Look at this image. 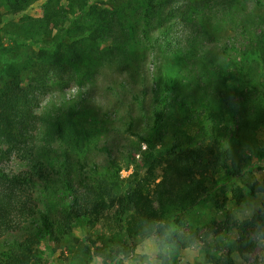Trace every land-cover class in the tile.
Returning <instances> with one entry per match:
<instances>
[{
	"label": "trees",
	"instance_id": "trees-1",
	"mask_svg": "<svg viewBox=\"0 0 264 264\" xmlns=\"http://www.w3.org/2000/svg\"><path fill=\"white\" fill-rule=\"evenodd\" d=\"M244 1L245 5L248 0H125L101 7L91 5L88 0H66L70 8L77 9L71 25L40 40H27L30 54L22 57L18 45L25 42L20 38L11 36L6 43L0 39V238L32 223L41 230L58 225L70 232L73 223L89 214L93 201L110 200L109 210L115 212V190L119 191L118 201L124 207L119 217L143 196L140 180L132 182V175L125 180L120 177L121 168L113 161L116 145L110 138L100 141L97 130L100 120L96 116L83 118L82 108L66 111L62 106L58 112L48 109L42 113L39 111L42 96L73 84H92L99 67L120 64L118 61L124 59L132 44L148 49L162 45V65L149 92L150 110L144 114L151 126L149 135L142 139L148 149L146 156H150L155 148L156 131L171 133L172 127H179L184 119L194 124L191 116L197 114L196 105L193 100L185 102L186 97L178 92L184 82L179 80L178 63L188 68L191 64L190 68L201 72L199 80L193 83L203 92L198 97L206 102L203 107L210 110L209 106L213 109L217 103L224 108L229 101L238 104L237 92L221 79L223 72L212 68L218 61L213 62L214 58L208 54V41L214 39L211 28L226 22V16L232 20L230 15ZM45 15L48 30H56L60 21L57 9L46 7ZM256 17L245 16L242 24L231 26L233 33L223 43L224 52L235 45L244 48L262 43L264 47V27ZM260 18L264 20V14ZM178 28L180 40L174 44L166 34L177 32ZM19 53L21 56L17 57L15 54ZM237 58L242 60L243 53H227L219 63ZM137 85L140 89L130 88L129 92L139 105L147 85L145 82ZM246 106L240 105V114L251 119ZM251 122L247 120L243 126L247 128ZM136 123L133 117L128 125ZM181 132L171 135L180 138ZM172 148L175 150L176 145ZM98 154L106 156L107 163L100 165L90 157ZM188 156L206 171L203 169L188 183L180 184L184 190H173L151 213L152 217L167 218L179 227L201 200L200 191L206 188L209 175L224 171L238 176L242 170L240 164H234L230 150L215 137L207 145L197 143L189 147ZM154 162H158L157 157ZM17 163L25 167H18ZM150 168L147 173H152L153 167ZM55 173L59 174L58 179L54 178ZM56 180L60 182L59 191L66 196L60 204L63 209L53 212L51 206L39 205L36 191L41 187L49 189ZM235 200L240 202L239 197ZM118 224L115 235L101 237L106 245L113 241L123 244L120 237L132 242L134 225ZM30 238L24 237L1 251L0 264H40Z\"/></svg>",
	"mask_w": 264,
	"mask_h": 264
},
{
	"label": "rangeland",
	"instance_id": "rangeland-1",
	"mask_svg": "<svg viewBox=\"0 0 264 264\" xmlns=\"http://www.w3.org/2000/svg\"><path fill=\"white\" fill-rule=\"evenodd\" d=\"M119 1L125 0H88L91 5L101 7ZM244 3L230 15L232 20L226 16V22L211 28L214 39L208 41V54L214 58L213 62L218 61L212 68L223 72L221 79L237 92L238 104L229 101L224 103L223 108L214 102L216 107L213 106V109L209 105L210 110L203 107L206 102L198 98L203 92L193 83L199 80L201 72L190 68L191 64H188V68L178 63L176 69L179 80L184 81L179 85L178 92L186 97L185 102L194 101L197 109L196 116H191L194 124L186 123L184 119L182 125L172 127L171 133L156 131L153 135L156 137L155 148L151 150L153 154L150 156H146L148 149L142 139L149 135L151 126L147 125L144 114L150 110L149 92L154 87V76L162 65V45L148 49L132 44L124 59L118 61L120 64L99 67L92 84H73L49 91L41 97L39 111L42 113L48 109L58 112L62 106L66 111H71L73 107L82 108L83 118L96 116L100 120L97 128L100 141L110 138L116 145L113 161L121 168L120 177L125 180L132 175V182L140 180L143 196L139 203L131 204L130 209L119 217L124 207L118 201L119 191L115 190V212L109 210L110 200L93 201L89 214L73 223L70 232H65L58 225L47 230H41L33 223L22 226L0 238V256L1 251L29 236L40 264H89L91 256L107 253L121 244L113 241L106 245L101 239L103 235H115L120 225L118 223L128 222L137 231L140 221L144 217L151 218L152 210L158 207L160 201L167 199L165 197L175 189L182 192L184 188L180 184L188 183L203 169L206 171V168L190 160L188 149L197 143L207 145L215 137L230 150L234 164H240L242 170L238 176L224 171L209 175L206 188L200 191L201 200L180 228L204 243L197 264H264V257H257L258 241L264 240V47L262 43H257L253 47L235 45L234 49L223 50V43L233 33L231 26L242 24L245 16L257 15L258 23L264 27V20L260 18L264 14V0H248ZM69 6L66 0H58L57 3L56 0H0L1 42H8L11 36L20 38L25 42L18 45L23 51L22 57L30 54L31 45L26 44L29 43L27 40H40L48 33H57L62 27L71 25L70 21L76 17L74 13L77 9ZM46 7L56 8L59 13L60 21L56 24V30H48ZM180 31L179 28L177 32L169 31L166 38L177 44ZM227 53H243V59L219 63ZM15 55L21 56L20 53ZM142 82L147 85L146 94L141 95V104L139 102L137 105L135 100L138 99L132 100L135 97L129 89H140L137 84ZM241 104H247L251 119H245L240 114ZM133 117L137 123L131 127L128 124ZM247 120L253 122L246 128L243 123ZM176 131H183L180 138L171 135ZM173 144L176 145L175 150ZM90 157L100 165L108 161L101 154ZM155 157L158 162H154ZM17 166L25 167L21 163H17ZM150 167H153L152 173H147ZM53 175L55 179L59 178L58 173ZM59 185L60 182L56 180L47 190L42 187L37 189L36 198L40 206H51L53 212L63 209L60 204L66 195L61 194ZM235 197H239L240 202L237 203ZM120 238L123 244L131 245L127 237Z\"/></svg>",
	"mask_w": 264,
	"mask_h": 264
},
{
	"label": "clouds",
	"instance_id": "clouds-1",
	"mask_svg": "<svg viewBox=\"0 0 264 264\" xmlns=\"http://www.w3.org/2000/svg\"><path fill=\"white\" fill-rule=\"evenodd\" d=\"M203 249L202 240L184 233L174 221L144 217L130 246L119 244L97 253L89 264H197ZM257 257H264V240L258 241Z\"/></svg>",
	"mask_w": 264,
	"mask_h": 264
}]
</instances>
